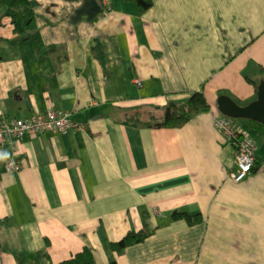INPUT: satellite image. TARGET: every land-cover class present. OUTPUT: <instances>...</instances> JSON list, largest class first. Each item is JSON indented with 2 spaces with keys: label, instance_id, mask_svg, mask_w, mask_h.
Here are the masks:
<instances>
[{
  "label": "crops",
  "instance_id": "0c3cea01",
  "mask_svg": "<svg viewBox=\"0 0 264 264\" xmlns=\"http://www.w3.org/2000/svg\"><path fill=\"white\" fill-rule=\"evenodd\" d=\"M88 1L33 0L32 36L0 3V116L59 106L85 124L26 132L16 150L6 140L0 264H58L86 245L95 264H264V123L234 118L259 141L239 181L236 145L216 123L222 93L258 98L264 0H99L81 16ZM196 90L210 108L159 123ZM11 157L19 170L6 169Z\"/></svg>",
  "mask_w": 264,
  "mask_h": 264
},
{
  "label": "built area",
  "instance_id": "2783aa9c",
  "mask_svg": "<svg viewBox=\"0 0 264 264\" xmlns=\"http://www.w3.org/2000/svg\"><path fill=\"white\" fill-rule=\"evenodd\" d=\"M139 83H143L137 78ZM70 110L59 106L48 107L42 111H34L26 117L1 114L0 116V151L3 152L5 142L10 140L14 150L19 147V139L26 132L50 131L52 133L68 132L74 127H85L84 123L72 117ZM217 125L223 128L228 137L236 145V163L238 168L233 171L235 180L246 178L255 169L258 163V140L248 132L240 128L234 118L227 115H219ZM264 166V162L262 163ZM22 167L21 162L15 157L8 158L6 169L17 171Z\"/></svg>",
  "mask_w": 264,
  "mask_h": 264
},
{
  "label": "trees",
  "instance_id": "16d2710c",
  "mask_svg": "<svg viewBox=\"0 0 264 264\" xmlns=\"http://www.w3.org/2000/svg\"><path fill=\"white\" fill-rule=\"evenodd\" d=\"M142 8H147L153 0H137ZM0 3L8 5V13L12 16V21L16 31H19L25 36H32L34 31H30L35 21V10L33 0H0ZM38 50L41 53H46L44 41L35 36ZM260 81L255 80V85L258 90ZM210 108V103L207 96L202 90L194 91L186 100H173L168 104L165 119L160 124L180 125L190 119L200 110ZM259 142V141H258ZM258 151V150H257ZM258 156V153H257ZM147 231L135 230L130 231L123 238L113 242L116 249L122 250L127 245L140 241L146 238ZM58 264H95V252L93 248L86 245L79 250L75 255L61 260ZM106 264H119L116 260Z\"/></svg>",
  "mask_w": 264,
  "mask_h": 264
},
{
  "label": "water",
  "instance_id": "95a60500",
  "mask_svg": "<svg viewBox=\"0 0 264 264\" xmlns=\"http://www.w3.org/2000/svg\"><path fill=\"white\" fill-rule=\"evenodd\" d=\"M89 4H92L95 8L86 10L85 6ZM102 9L103 6L99 3V0H90L78 10V13L80 12L81 16L88 14L89 17H94ZM218 103L220 110L227 116L232 118L247 116L264 123V79L261 80L258 86V98L254 101L244 105L235 100L232 95L222 93L218 98Z\"/></svg>",
  "mask_w": 264,
  "mask_h": 264
},
{
  "label": "rangeland",
  "instance_id": "374dc122",
  "mask_svg": "<svg viewBox=\"0 0 264 264\" xmlns=\"http://www.w3.org/2000/svg\"><path fill=\"white\" fill-rule=\"evenodd\" d=\"M244 116H239V117H235V120H239L240 118H243ZM252 134L255 136L256 135V131H254V129L252 130Z\"/></svg>",
  "mask_w": 264,
  "mask_h": 264
}]
</instances>
